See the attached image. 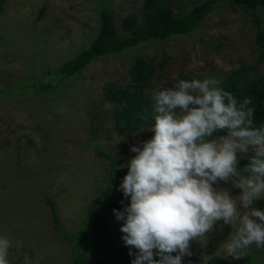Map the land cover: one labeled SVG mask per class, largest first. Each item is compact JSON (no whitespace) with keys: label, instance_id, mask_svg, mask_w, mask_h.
<instances>
[{"label":"rangeland","instance_id":"obj_1","mask_svg":"<svg viewBox=\"0 0 264 264\" xmlns=\"http://www.w3.org/2000/svg\"><path fill=\"white\" fill-rule=\"evenodd\" d=\"M144 1H6L0 14V235L12 241L11 263L24 264L28 254L31 264H79L73 246L55 232L46 197L57 205L65 230L79 231L89 205L110 181L111 163L96 149L110 153L117 168L127 171L136 155L131 148L152 138L150 127L121 134V106L107 98L131 83L139 58L153 66L151 87L144 91L151 98L181 79L211 77L225 90V80L242 65L254 67L253 77L264 72L257 46L264 9L233 10L229 0H221L191 34L106 55L63 78L60 67L99 35L103 8L113 12L117 28L127 36L124 21L141 15ZM163 1L183 16L204 0ZM237 168L244 169L239 163ZM219 187L231 188L233 196L241 192L231 182ZM251 207L264 211V198ZM122 224L113 210L106 214L99 245L79 244L86 264H132L137 250L124 244ZM237 227L218 221L206 238L190 242L192 255L182 264H264V247L255 244L243 250L242 258L227 256L224 243Z\"/></svg>","mask_w":264,"mask_h":264},{"label":"clouds","instance_id":"obj_2","mask_svg":"<svg viewBox=\"0 0 264 264\" xmlns=\"http://www.w3.org/2000/svg\"><path fill=\"white\" fill-rule=\"evenodd\" d=\"M152 99L154 135L131 148L136 155L119 186L130 203L113 210L124 244L137 250L132 264H182L192 255L190 242L206 238L220 220L238 224L224 243L227 256L264 247V211L251 207L264 198V124L256 125L252 98L238 100L209 77L178 80ZM250 151L249 165L238 170L237 154ZM11 248L0 235V264H11ZM24 264H31L28 254Z\"/></svg>","mask_w":264,"mask_h":264},{"label":"trees","instance_id":"obj_3","mask_svg":"<svg viewBox=\"0 0 264 264\" xmlns=\"http://www.w3.org/2000/svg\"><path fill=\"white\" fill-rule=\"evenodd\" d=\"M6 1L0 2V14ZM219 1L221 0H204L190 13L178 16L163 0H145L141 15L132 14L125 19L124 29L128 33L127 36H123L117 28L113 12L103 8L100 13L101 29L95 41L77 57L65 62L60 67L59 73L65 79L71 78L86 69L94 60L106 55L121 53L152 40H167L174 36L191 34L205 21L212 7ZM228 6L233 10L245 8L256 11L259 8L264 9V0H229ZM257 46L264 62V29L259 21ZM253 70L254 67L251 65H242L225 80L224 87L238 100L242 101L245 97L252 98L253 103L250 107L254 108V119L259 126L264 124V72L253 77L251 75ZM153 73V66L139 58L133 66L131 83L107 94L109 101L121 106L117 113L118 130L121 134H135L154 125L153 99L144 92L151 87ZM50 85L48 84V89ZM96 151L111 163L110 181L103 192L89 205L79 231L70 233L65 230L57 205L50 197H46V202L52 211L55 232L73 246L79 264H86L79 244L90 241L95 247L98 246L105 228L106 214L130 203V197H124L119 187L128 170L118 169L114 156L105 150L96 149ZM253 155L239 157L238 163L245 168Z\"/></svg>","mask_w":264,"mask_h":264}]
</instances>
